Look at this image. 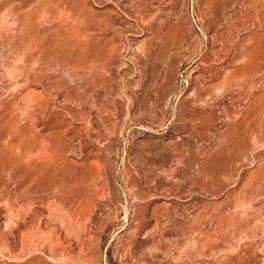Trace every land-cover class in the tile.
Returning a JSON list of instances; mask_svg holds the SVG:
<instances>
[{"label": "rangeland", "instance_id": "374dc122", "mask_svg": "<svg viewBox=\"0 0 264 264\" xmlns=\"http://www.w3.org/2000/svg\"><path fill=\"white\" fill-rule=\"evenodd\" d=\"M0 264H264V0H0Z\"/></svg>", "mask_w": 264, "mask_h": 264}]
</instances>
